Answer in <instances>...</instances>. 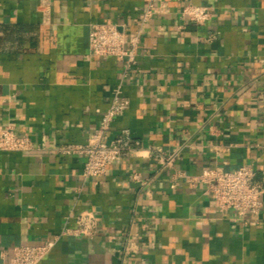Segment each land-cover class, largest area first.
<instances>
[{
	"label": "crops",
	"instance_id": "0c3cea01",
	"mask_svg": "<svg viewBox=\"0 0 264 264\" xmlns=\"http://www.w3.org/2000/svg\"><path fill=\"white\" fill-rule=\"evenodd\" d=\"M151 1L0 0V131L12 124L35 144L0 149V261L56 238L39 264H264V194L258 214L241 215L190 180L245 163L264 179V0H165L142 27L123 78L130 104L110 130L130 129L139 151L85 178V156L55 148L87 141L123 77V60L89 53L91 25L124 24L130 40ZM188 2L211 18L191 21ZM157 149L178 156L164 165ZM83 210L97 232L63 233Z\"/></svg>",
	"mask_w": 264,
	"mask_h": 264
},
{
	"label": "built area",
	"instance_id": "2783aa9c",
	"mask_svg": "<svg viewBox=\"0 0 264 264\" xmlns=\"http://www.w3.org/2000/svg\"><path fill=\"white\" fill-rule=\"evenodd\" d=\"M44 17L49 19V5L43 4ZM166 12L165 0H152L145 9L137 31L128 40L129 32L124 24L117 22L93 23L89 32V53L97 56H115L124 61L123 77L113 87L112 97L107 110L98 126L89 133L85 143H62L55 148L62 154H81L85 156L83 175L85 178L100 177L108 167L118 162L124 155L139 151L140 140L132 136L130 129L122 128L114 136L110 135L112 123L116 116L123 113L130 104V99L123 90V78L130 70L139 44L142 27L154 13ZM182 14L191 21L203 24L211 18L212 10L208 5L185 3ZM35 148L32 137L19 134L12 124L5 125L0 131V149L29 151ZM164 165H172L177 153H163L157 149L153 152ZM135 177H138L135 175ZM193 182L206 183L212 191L218 207L227 211L236 209L241 215L258 214L263 206L264 179L258 178L252 164H242L235 169L222 167H205L201 173L190 176ZM174 185V184H172ZM98 230V219L92 210H83L76 215V226L65 228L63 233L93 235ZM56 238L42 244H19L15 246L9 261L0 264H39L43 257L55 245Z\"/></svg>",
	"mask_w": 264,
	"mask_h": 264
}]
</instances>
